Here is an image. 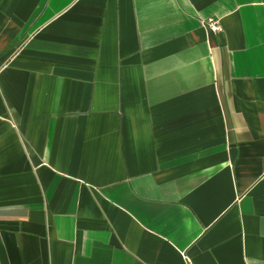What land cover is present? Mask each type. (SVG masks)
<instances>
[{"label":"crops","instance_id":"1","mask_svg":"<svg viewBox=\"0 0 264 264\" xmlns=\"http://www.w3.org/2000/svg\"><path fill=\"white\" fill-rule=\"evenodd\" d=\"M0 264H264V0H0Z\"/></svg>","mask_w":264,"mask_h":264},{"label":"built area","instance_id":"2","mask_svg":"<svg viewBox=\"0 0 264 264\" xmlns=\"http://www.w3.org/2000/svg\"><path fill=\"white\" fill-rule=\"evenodd\" d=\"M208 27L212 32H219L222 28L218 20H210Z\"/></svg>","mask_w":264,"mask_h":264}]
</instances>
